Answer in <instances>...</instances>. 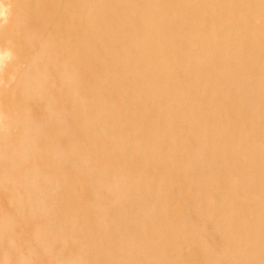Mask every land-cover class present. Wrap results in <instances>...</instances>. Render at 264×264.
<instances>
[{
  "label": "rangeland",
  "instance_id": "obj_1",
  "mask_svg": "<svg viewBox=\"0 0 264 264\" xmlns=\"http://www.w3.org/2000/svg\"><path fill=\"white\" fill-rule=\"evenodd\" d=\"M0 264H264V0H0Z\"/></svg>",
  "mask_w": 264,
  "mask_h": 264
},
{
  "label": "bare ground",
  "instance_id": "obj_2",
  "mask_svg": "<svg viewBox=\"0 0 264 264\" xmlns=\"http://www.w3.org/2000/svg\"><path fill=\"white\" fill-rule=\"evenodd\" d=\"M88 10H89V9H88ZM97 17H98V16H97ZM64 31H65V30H64ZM64 31H63V32H64ZM97 46H98V45H97ZM23 66H24V65H23ZM145 164H146V163H145Z\"/></svg>",
  "mask_w": 264,
  "mask_h": 264
}]
</instances>
